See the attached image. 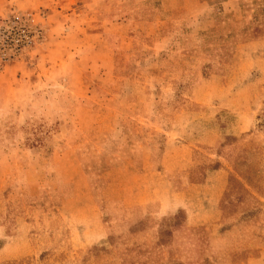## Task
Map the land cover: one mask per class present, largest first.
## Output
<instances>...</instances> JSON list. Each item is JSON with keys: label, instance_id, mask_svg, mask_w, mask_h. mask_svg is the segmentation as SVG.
<instances>
[{"label": "rangeland", "instance_id": "obj_1", "mask_svg": "<svg viewBox=\"0 0 264 264\" xmlns=\"http://www.w3.org/2000/svg\"><path fill=\"white\" fill-rule=\"evenodd\" d=\"M0 264H264V0H0Z\"/></svg>", "mask_w": 264, "mask_h": 264}]
</instances>
